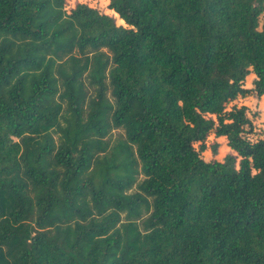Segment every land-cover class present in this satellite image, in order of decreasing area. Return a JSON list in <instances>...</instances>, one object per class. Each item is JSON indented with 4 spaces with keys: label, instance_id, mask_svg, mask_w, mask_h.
I'll list each match as a JSON object with an SVG mask.
<instances>
[{
    "label": "trees",
    "instance_id": "1",
    "mask_svg": "<svg viewBox=\"0 0 264 264\" xmlns=\"http://www.w3.org/2000/svg\"><path fill=\"white\" fill-rule=\"evenodd\" d=\"M263 15L0 0V264H264Z\"/></svg>",
    "mask_w": 264,
    "mask_h": 264
},
{
    "label": "rangeland",
    "instance_id": "2",
    "mask_svg": "<svg viewBox=\"0 0 264 264\" xmlns=\"http://www.w3.org/2000/svg\"><path fill=\"white\" fill-rule=\"evenodd\" d=\"M264 17V15L262 16V18ZM237 24V23H236ZM236 24L233 25V28L236 27ZM250 100V99H249ZM263 115V114H261ZM261 123V122H260ZM262 127H263V124L261 123ZM120 132L121 130H113L111 135L109 136L111 138V140L113 141L115 138L119 137L120 136Z\"/></svg>",
    "mask_w": 264,
    "mask_h": 264
}]
</instances>
